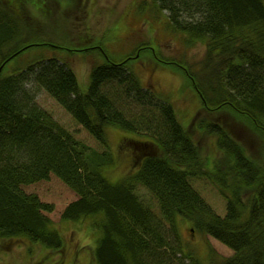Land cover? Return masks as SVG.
<instances>
[{"label": "trees", "instance_id": "1", "mask_svg": "<svg viewBox=\"0 0 264 264\" xmlns=\"http://www.w3.org/2000/svg\"><path fill=\"white\" fill-rule=\"evenodd\" d=\"M153 2L161 13L169 10V27L185 34L188 46H205L202 76L185 61L162 56L151 43L139 44L122 60L105 54L107 62L92 67L86 91L68 63L56 57L41 56L5 74L7 63L22 52L23 46L9 45L24 27L0 10V239L25 238L44 249L62 251L64 238L45 213L53 211V204L24 189L54 174L78 196L60 220L86 225L87 234L96 233L91 264H264V154L262 161L249 155L237 132L232 134L234 124L222 121L225 113L241 118L264 147V0ZM145 49H151L156 60L184 70L192 81L201 100L194 124L215 136L214 159L208 161L173 104L143 88L129 68L128 62ZM26 78L53 96L98 148L40 107L24 88ZM124 95L140 103L143 113H125L118 105L125 102ZM108 125L141 136L133 140L136 170L117 184L101 171L113 163ZM195 179L209 181L225 198L224 216L205 200ZM139 189L155 197L160 214L146 204ZM179 219L217 239L233 255L222 256L208 243L206 259L186 252L178 234Z\"/></svg>", "mask_w": 264, "mask_h": 264}, {"label": "rangeland", "instance_id": "2", "mask_svg": "<svg viewBox=\"0 0 264 264\" xmlns=\"http://www.w3.org/2000/svg\"><path fill=\"white\" fill-rule=\"evenodd\" d=\"M0 10H7L24 27L16 32L9 45L23 46L22 52L7 63L5 74L29 66L41 56L56 57L68 63L78 77L81 90L86 91L92 67L107 62V56L114 60L132 56L141 43H151L152 48L166 58L185 61L198 77L203 74L200 66L205 57V46L201 43L188 46L186 35L176 33L169 27V10L161 13L153 0H0ZM29 41L36 45L30 46ZM128 66L138 74L143 88L151 89L173 104L179 120L183 126L191 129L194 140L208 161L217 157L215 136L201 132L194 124V117L201 110V100L184 70L156 60L151 49L143 50L137 58L128 62ZM104 87L103 90H107ZM24 88L34 96L40 107L49 111L76 137L98 148L97 141L45 89L31 78L25 79ZM124 96L125 102L118 105L125 113H143L140 103L133 101L132 96ZM222 121L228 125L233 123L232 134L237 132V138L248 154L262 161L264 147L261 137L231 113H225ZM106 132L113 163L101 171L110 183L117 184L135 172L136 145L133 140L141 136L114 125H108ZM208 167L213 168V162ZM194 185L218 214H226L225 198L209 181L195 179ZM24 189L38 194L42 201L53 204V211L45 213L53 220L55 228L60 230L65 247L62 251H50L25 238L0 239V264H91L96 233L87 234L86 225L60 220L65 207L78 198L77 194L54 174L49 180L27 185ZM139 195L154 212L160 214L152 194L146 189H139ZM168 232L174 240L173 230L168 228ZM178 234L183 249L194 256L206 259L207 243L222 256L229 257L234 253L217 239L197 232L182 219H179Z\"/></svg>", "mask_w": 264, "mask_h": 264}]
</instances>
